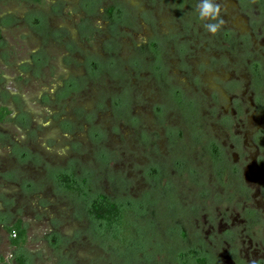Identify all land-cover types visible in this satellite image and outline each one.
Instances as JSON below:
<instances>
[{
    "label": "rangeland",
    "instance_id": "374dc122",
    "mask_svg": "<svg viewBox=\"0 0 264 264\" xmlns=\"http://www.w3.org/2000/svg\"><path fill=\"white\" fill-rule=\"evenodd\" d=\"M178 2L0 0V108L9 111L0 122V264H179L177 258L192 251L202 264H235V237L224 235L235 226V201L215 200L222 198L221 188L204 198L193 171L171 165L183 153L188 168L194 161L212 178V156L193 142L158 80L160 58L152 43L171 83L199 98L198 116L227 152L215 122L222 113H235V91L224 83L244 84L247 75L243 65L235 66L240 48L233 51L205 31L195 12L199 0ZM217 2L225 21L221 31L246 34L248 17L237 0ZM109 18L116 21V35L108 30ZM184 38L188 50L178 54ZM106 42L117 50H105ZM255 43L244 47L253 51ZM136 45L148 46L146 55ZM109 53L114 66L101 80L83 81L74 99L56 102L62 79L83 78L87 57L100 63ZM237 95L247 105L248 92ZM76 109L87 115L77 117ZM58 116L73 119L68 133L54 120ZM23 120L27 129L19 124ZM241 120L251 129L260 121L247 106ZM168 125L182 132L174 138L175 150L165 134ZM60 175L75 192L58 181ZM99 194L127 209L120 228L107 231L87 214ZM17 220L26 231L21 248L11 246L5 229Z\"/></svg>",
    "mask_w": 264,
    "mask_h": 264
},
{
    "label": "flooded vegetation",
    "instance_id": "af4514ba",
    "mask_svg": "<svg viewBox=\"0 0 264 264\" xmlns=\"http://www.w3.org/2000/svg\"><path fill=\"white\" fill-rule=\"evenodd\" d=\"M186 1L189 0H182L184 3ZM237 2L239 10L247 14L248 18L246 23L249 29L248 32L241 36H236L229 30L224 31V33L220 30L214 35V38L219 39L222 44L232 45L231 48L233 51L237 47L240 48L241 51H236L237 59H235V66L238 68L239 65H243V69L247 75V82L244 84H240L235 80H231L226 84L224 83V87L229 91H235V97H232V100L229 97L231 100L230 106L232 110H235V113L234 115L222 113L215 119L216 125L224 134L225 138L223 140L227 142L229 152H227V149H225L221 141L207 130L209 128L207 121L203 117L198 116V110L201 106L199 98H190L185 95L182 89L171 83L165 68L163 69V66H161L162 56L160 57L161 52L158 50V44L152 43V47H154V52L160 58L156 75L161 84L163 83L164 88H167L166 95L171 98L173 107L179 112L180 116L178 115V120L181 124L184 123L185 127L189 128L188 132L193 137V142L201 147L203 153H207V156H209L208 154L212 156L211 161L213 162L210 163L209 170L212 178H209L203 172L201 164L198 166L194 161L191 162L192 167L188 168L186 159L181 158L183 153H179L170 159L172 167L193 171L190 172L194 175L192 177L195 179L194 182L196 184L199 183L202 189L205 187L204 193L206 195H202L204 198H214L217 194V192L215 194L216 190L219 188L224 189V191H220L223 195L222 198L220 199L218 197L215 200L224 202L230 200L235 201V209H237L235 211V226L224 231L225 236L235 237V264H264V2L258 0H237ZM179 4L182 5L181 0H179ZM189 15H191L190 10L185 13V17ZM110 19H106L109 27L108 30L116 35L118 32L115 24L116 21L115 19ZM41 28H38V31ZM84 29L82 28L83 32H85ZM253 35H257V38L260 37L262 40L260 42L255 40V43L254 39H252ZM57 37L59 38L60 36ZM249 41H253V44H256L253 51L246 50L247 48L244 47ZM187 42L186 38H184V41L178 42L176 48L178 54H186L188 50ZM111 45L109 42H106L104 49L109 50L110 53L112 50L114 53L117 49ZM240 45L242 48L239 47ZM148 46L151 47V44ZM148 46L136 45L135 50L141 55H146V50H149ZM110 53L108 54V60L101 61L100 63L92 60L91 58H94L92 56L87 57L86 65L83 64V67L85 66L83 78L80 79L76 75H69L62 79L63 87H60L59 92L57 91L58 94L56 93V102L61 104L65 100L70 101V99H74L79 93V90L84 87V82L86 81L101 80L104 77L103 75H106V70L109 68L112 69L114 66V61H112L114 56H112L113 53ZM165 75L168 79V83L166 84L163 78ZM122 90L124 92L126 89L122 88ZM237 91H239L240 95L248 92L247 105L244 104L245 100L238 98V95L236 96ZM104 95V92L100 93L101 98ZM110 97L122 99L124 95L111 94ZM49 98L47 97L48 100H50ZM101 98H99V101ZM92 101H94L96 108L100 107L101 101L97 102L95 99ZM203 101L206 102V100ZM245 105L249 108L251 114L254 115V118L256 117V119L258 118L260 120L258 121L259 125L254 126L253 129H251L249 124L245 126L241 120V118L245 117ZM156 109L160 113L163 110V108L159 107ZM74 112L77 117H82V115L86 114L80 109H76ZM86 118V121H89L88 116ZM54 120L59 124V127L66 130V133H68L67 130L71 129L70 122L73 119L69 120L65 118L64 120L61 116H58ZM131 121L134 123L136 120L131 119ZM19 124H24L23 128L27 129V121L24 122L23 120ZM165 134L167 135L168 141L173 142L171 143V149L175 150L176 143L174 142V138L177 136L176 141L179 139V135L182 134L181 130L177 126L168 125L165 127ZM17 221L21 222L20 220ZM7 228H5L6 231ZM10 237H13V235H10Z\"/></svg>",
    "mask_w": 264,
    "mask_h": 264
},
{
    "label": "trees",
    "instance_id": "16d2710c",
    "mask_svg": "<svg viewBox=\"0 0 264 264\" xmlns=\"http://www.w3.org/2000/svg\"><path fill=\"white\" fill-rule=\"evenodd\" d=\"M34 2H38L39 0H33ZM264 2V0H258ZM113 10L112 8H108L105 13L110 17ZM9 114V111L6 108H0V122H3L6 116ZM180 169V168H177ZM59 182H63L67 190L71 192H75V188H72L68 182L70 181L68 177L64 175H60L58 178ZM127 209H124L122 205L117 203L116 201L112 200L111 198L99 194L96 198L92 201L90 206L87 209V214L97 221L105 230L108 231L110 228L119 227L123 223H125ZM117 229V228H116ZM7 232L13 237L10 238V244L14 248H21L25 243L26 239V231L23 228L21 222L17 221L12 224L10 227L7 228ZM192 255L189 254H181L177 261L179 264H188L190 261L189 259H196L197 263H204V259L196 258V253L191 252Z\"/></svg>",
    "mask_w": 264,
    "mask_h": 264
},
{
    "label": "clouds",
    "instance_id": "9594fccd",
    "mask_svg": "<svg viewBox=\"0 0 264 264\" xmlns=\"http://www.w3.org/2000/svg\"><path fill=\"white\" fill-rule=\"evenodd\" d=\"M195 12L206 32L216 35L224 25L221 17V5L217 0H199Z\"/></svg>",
    "mask_w": 264,
    "mask_h": 264
}]
</instances>
